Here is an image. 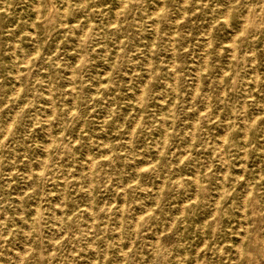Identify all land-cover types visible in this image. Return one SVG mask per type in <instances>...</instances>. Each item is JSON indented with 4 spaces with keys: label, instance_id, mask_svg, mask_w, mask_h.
I'll return each instance as SVG.
<instances>
[{
    "label": "rangeland",
    "instance_id": "obj_1",
    "mask_svg": "<svg viewBox=\"0 0 264 264\" xmlns=\"http://www.w3.org/2000/svg\"><path fill=\"white\" fill-rule=\"evenodd\" d=\"M263 104L264 0H0V264H264Z\"/></svg>",
    "mask_w": 264,
    "mask_h": 264
},
{
    "label": "bare ground",
    "instance_id": "obj_2",
    "mask_svg": "<svg viewBox=\"0 0 264 264\" xmlns=\"http://www.w3.org/2000/svg\"><path fill=\"white\" fill-rule=\"evenodd\" d=\"M245 23V22H244ZM242 25V24H241ZM242 27V26H241ZM237 34V33H236ZM233 36V35H232ZM173 41V40H172ZM207 41H210V40H207ZM205 47H206V45H205ZM234 47V46H233ZM233 49V48H232ZM205 51V50H204ZM171 64V63H170ZM18 66V65H17ZM197 70H199V69H197ZM197 70H195V73H196V71ZM16 71H18V70H16ZM198 73V72H197ZM200 74V73H199ZM199 78V77H198ZM198 78H196V79H198ZM138 97H139V95H138ZM243 105V104H242ZM264 105V104H263ZM264 107V106H263ZM245 112H246V110H245ZM242 113V112H241ZM163 116V115H162ZM164 118V117H163ZM162 119V118H161ZM163 120V119H162ZM228 130V129H227ZM225 133H227V131H225ZM223 138V137H222ZM221 138V140L223 141V139ZM224 138H225V136H224ZM225 140V139H224ZM245 140V139H244ZM224 146H222V148H223ZM223 152H224V149H223ZM246 152V151H245ZM244 153V152H243ZM245 155V154H244ZM243 155V156H244ZM236 157V156H235ZM92 160V159H91ZM227 160V159H226ZM225 160V161H226ZM230 160V159H229ZM244 160V159H243ZM92 162V161H91ZM89 163V162H88ZM244 163H245V161H244ZM228 164V163H227ZM259 164V163H258ZM231 165V164H230ZM228 166V165H227ZM245 166V165H244ZM244 170V169H243ZM261 170V169H260ZM239 171V170H238ZM247 172V171H246ZM239 173V172H238ZM243 173V172H242ZM241 173V176H243V174ZM258 173V172H257ZM224 175V174H223ZM198 178V177H197ZM240 178V177H239ZM195 179V178H194ZM246 179V178H245ZM249 179V178H248ZM234 181V180H233ZM250 181V180H249ZM196 184H197V182H196ZM227 185V184H226ZM251 186H252V184H251ZM219 187V186H218ZM246 194V193H245ZM200 195V194H199ZM220 196V195H219ZM246 196H247V194H246ZM219 197H217V199H218ZM245 200H246V198H245ZM183 201V200H182ZM240 201V200H239ZM244 201V200H243ZM245 202V201H244ZM243 202V203H244ZM183 203V202H182ZM243 203H242V205H243ZM246 203V202H245ZM245 205V204H244ZM244 205H243V207H244ZM242 209H244V208H241V210ZM255 209V208H254ZM252 210V209H251ZM214 211V210H213ZM229 213V212H228ZM246 214V213H245ZM210 216V215H209ZM243 216H245V215H243ZM240 220V219H239ZM230 221V220H229ZM247 221V220H246ZM240 225V224H239ZM245 225H247V224H245ZM241 226V225H240ZM239 226V227H240ZM246 227V226H245ZM245 229H247V227L245 228ZM242 236V235H241ZM205 237V236H204ZM243 237V236H242ZM264 238V237H263ZM200 239V238H199ZM241 239V238H240ZM228 240H232V237H231V239H228ZM235 240V239H234ZM241 241V240H240ZM232 242V241H231ZM202 245V244H201ZM221 246V245H220ZM199 248V247H198ZM238 251H239V249H238ZM241 251V250H240ZM239 251V253H241ZM228 252V251H227ZM235 253V252H234ZM17 255H19V254H17ZM17 258H18V256H17ZM21 258V257H20ZM19 259V258H18ZM235 259H236V257H235ZM237 260V259H236Z\"/></svg>",
    "mask_w": 264,
    "mask_h": 264
}]
</instances>
